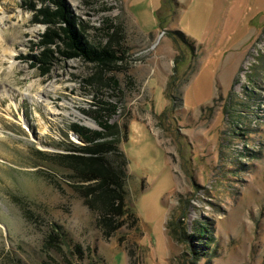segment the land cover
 Wrapping results in <instances>:
<instances>
[{
	"label": "rangeland",
	"instance_id": "rangeland-1",
	"mask_svg": "<svg viewBox=\"0 0 264 264\" xmlns=\"http://www.w3.org/2000/svg\"><path fill=\"white\" fill-rule=\"evenodd\" d=\"M26 1L0 0V264H264V0H64L118 58L45 75ZM101 118L139 218L109 238L69 167Z\"/></svg>",
	"mask_w": 264,
	"mask_h": 264
},
{
	"label": "trees",
	"instance_id": "trees-1",
	"mask_svg": "<svg viewBox=\"0 0 264 264\" xmlns=\"http://www.w3.org/2000/svg\"><path fill=\"white\" fill-rule=\"evenodd\" d=\"M24 3L23 6L33 13V22L46 27L39 34V40L32 45L37 53L23 57L31 66L38 67L41 75L48 73L49 66L58 60V56L81 58L97 68L109 65L118 58L106 47L99 48L86 41L80 21L66 7L64 0H27ZM174 32L190 44L189 36L177 30ZM114 111L116 106L112 107ZM96 123L100 129L71 125L74 133L86 143L79 148L82 154L72 156L73 162L69 165L73 171L72 177L81 182L77 188L78 194L94 213L95 225L102 237L109 238L122 227L139 231V218L134 205L127 201L125 184L128 159L119 149L121 140L118 130L107 119L101 118ZM108 151H113L112 158L107 157ZM197 230V233L203 232V228ZM194 237L193 234L188 235V239Z\"/></svg>",
	"mask_w": 264,
	"mask_h": 264
},
{
	"label": "bare ground",
	"instance_id": "bare-ground-1",
	"mask_svg": "<svg viewBox=\"0 0 264 264\" xmlns=\"http://www.w3.org/2000/svg\"><path fill=\"white\" fill-rule=\"evenodd\" d=\"M85 123L89 126H94V123L92 121H86Z\"/></svg>",
	"mask_w": 264,
	"mask_h": 264
}]
</instances>
